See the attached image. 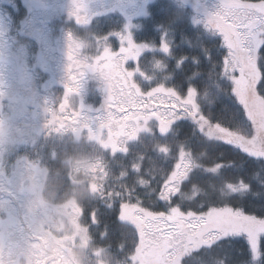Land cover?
I'll return each instance as SVG.
<instances>
[{
	"label": "snow or ice",
	"instance_id": "6c2138e0",
	"mask_svg": "<svg viewBox=\"0 0 264 264\" xmlns=\"http://www.w3.org/2000/svg\"><path fill=\"white\" fill-rule=\"evenodd\" d=\"M204 27L207 35L198 38L195 45L199 55L181 57L175 67L161 60L150 64L151 49L137 45L126 33L107 35L109 71L105 111L89 125L111 160L100 166L95 186L96 205L88 216L91 223L99 227L101 208L108 212L103 232L112 236L123 235L125 226L135 229L134 239L138 233L139 242L130 264H182L191 250L219 247L221 241L224 246L232 247L235 237H245L249 246L250 261L245 264H264L261 244L264 218L247 215L241 208L226 206L223 202H200L191 210L180 203L177 186L188 172L183 152L168 178L150 196L153 202L147 204L141 193L150 191V182L140 177L130 183L135 171H129L122 160L126 159L128 143L142 125L154 122L161 137L178 135L175 130L183 129L193 147H198L199 137L206 130L211 134L215 125L213 151H220L224 145L232 146L237 150L236 155L242 152L256 158L245 163L259 168L248 181L233 174L229 189L242 199L251 192V183L255 181L258 191L254 194L264 199V0H221L219 11L204 21ZM114 41H118V50L112 47ZM159 50L166 55L171 51L166 42H162ZM189 60L194 70L191 77H186L184 64ZM202 69H206L209 76H215L217 108L230 110L248 130L246 142L234 137L232 130L225 129L219 121L211 120L198 106V86L208 83ZM173 75L182 81V88L165 83ZM196 76L200 78L195 79ZM224 85L227 91L219 95ZM233 97L243 107V113L235 107ZM243 167V164L238 166L241 170ZM223 172L233 173L231 163ZM11 183L8 181L6 186L0 180V193L6 191L9 196L5 199L0 195V264H21L25 254L29 264H43L38 253L27 252V246L32 244L27 231L30 219L22 213L27 193L22 186L14 189ZM181 237H186L187 243L178 246Z\"/></svg>",
	"mask_w": 264,
	"mask_h": 264
},
{
	"label": "trees",
	"instance_id": "16d2710c",
	"mask_svg": "<svg viewBox=\"0 0 264 264\" xmlns=\"http://www.w3.org/2000/svg\"><path fill=\"white\" fill-rule=\"evenodd\" d=\"M250 2H259V0H250ZM129 4L123 6L116 4L109 13L90 15L88 17L90 20H84L83 27L71 25L69 34L74 39L70 36H65L64 38L68 41L76 40L82 44V55L79 57L84 59L98 57L99 64L102 63L101 60L105 58L102 57L103 55L100 57L99 40L107 37L112 32L120 33L119 28L126 24L125 19L122 18L126 16L123 14L125 11L122 8L127 5V8L133 6L131 3ZM141 5L143 4L141 3ZM198 8H201V6H198ZM114 10H117L120 15L112 13ZM144 10L145 16L138 19V23H135L130 30L134 41L137 44L153 45L155 47H160L162 42H166L171 49L170 54L167 55L162 52L160 54L157 53L153 57L154 62L156 59L166 61L171 67H175L177 60L181 57L199 55V51L195 47L196 41L198 38L207 35V31L204 26L193 22L195 13L189 6L183 4L180 0H152L147 2ZM88 12H90V9ZM87 20L91 22L87 24ZM116 44L117 41H114L113 46L115 47ZM213 55H216L215 51ZM222 58L220 57L221 60ZM86 64L84 63V65ZM184 68L185 76L191 77L194 66L191 65L190 60L184 64ZM201 71L204 73V79L208 83L198 86L199 94L196 97L198 106L211 120L219 121L225 129L230 128L232 130L234 137L246 142V137L249 135L248 130L239 124L230 110L224 107L217 108L219 96L217 88L213 86L215 76H209L206 69ZM84 72L88 74V71ZM88 76L91 75L89 74ZM49 77L52 80L53 76H50V72ZM199 78V76L195 77V79ZM165 83L170 86L175 85L177 88L183 87L182 81L177 79L175 75H173L172 79L165 81ZM88 86L90 100L93 96L95 98L98 96L97 100L99 103V93L94 92L92 79L89 81ZM257 87L259 90L260 85ZM226 91L227 85H224L223 91L219 95L225 94ZM58 93L61 95L62 91L59 90ZM233 102L239 112L243 113V107L239 105L238 101H235L234 97ZM209 109H211V112H209ZM243 118L249 129H251V123L247 121L246 115ZM175 131L178 132V135H168L167 137H161L157 132L146 134L127 145V156L126 159L122 158V160L129 171H135L130 183L140 177L146 182H150V191L141 193L145 197L146 204L153 202L150 196L168 178L179 159L180 153L183 152L184 161L188 164V172L184 180L177 186L176 195L179 196L180 203L184 208L194 209L200 202H223L226 203V206L241 208L247 215H256L258 218H264V199L254 194L258 191V184L255 181L251 183V192L242 199L239 198L238 194H233L228 187V184L234 181L233 174L248 181L254 171L259 172L257 166L245 163L246 161H255L256 158L248 157L242 152L236 155L237 150L228 145H224L220 151H213L212 145L216 140L209 138L205 134L197 140L198 147H193L190 138L185 136L183 129ZM161 148H167L168 151L162 153L160 151ZM76 158H82L83 161H87L86 163L92 164L94 171L87 175L76 176L74 173L72 174L75 166L74 159ZM110 160L111 156L105 155V149L102 146L99 145L92 149L84 144L77 151L69 150L66 154L60 155L58 159L49 163L47 169L52 170L51 180L53 184L59 185V204L71 199L73 196L72 192L75 186L72 184L76 182L75 177L83 180V186L86 190L91 185L95 189L101 164ZM218 161H223L224 163L221 165L217 163ZM52 163L54 164L51 165ZM229 163H231L233 173L225 174L223 168L228 166ZM241 164L244 165L242 170L238 168ZM213 168H216V171H212ZM91 174L94 177H90ZM87 192L89 193L87 198H79V209L75 220L79 224L78 227L85 234V239L95 250L103 254L106 264H130V257L134 254L135 246L139 242L138 233L135 234L134 239L135 229L130 226H125L123 235L120 236L104 233L103 229L105 222L109 219V214L103 208H101L99 217V227L92 224L88 213L96 205V194L95 190L93 192L87 190ZM180 243L185 245L187 238L181 237ZM261 244L264 247V239H262ZM220 245L219 247L214 245L211 249H193L183 258L182 264H245V261H250L249 246L245 237L233 238L232 247L224 246L223 241L220 242Z\"/></svg>",
	"mask_w": 264,
	"mask_h": 264
},
{
	"label": "flooded vegetation",
	"instance_id": "af4514ba",
	"mask_svg": "<svg viewBox=\"0 0 264 264\" xmlns=\"http://www.w3.org/2000/svg\"><path fill=\"white\" fill-rule=\"evenodd\" d=\"M25 1L30 8H33L35 3L40 6L37 10L47 12V9H44L47 0H22ZM18 2L19 0H0V12L2 7L10 9L4 16L0 15V131L5 127V119L8 117L29 129L26 134L21 132L22 138L18 142L13 162L9 165L18 173L19 186L25 190L28 186L35 187L34 179L47 168L49 136H53L56 131L74 136L80 130L95 135L89 122L96 118L92 115L99 108L98 96H93L91 100L88 98L89 74L85 76L83 72L91 70L92 78L98 81L99 58L81 57L83 60H79V56L72 57V53L67 55L64 51V34L71 36V25L83 27L87 17L81 21L78 18L56 16L51 19V24L50 21L44 20L45 17L39 18L40 20L29 17V14L25 13L27 7L19 8ZM88 20L87 24L91 22ZM47 24L51 29L49 34L50 46L54 51L52 56L55 59L60 58V61L50 62L51 51H47ZM83 62L87 64L84 65ZM63 63L71 64L70 70L75 73L70 77L66 75L72 90L53 76V70ZM47 72H50L53 80H47ZM92 82L94 92L98 94V84ZM51 89L57 91L58 99L47 96V91L51 92ZM59 90L62 91L61 95ZM72 98H75V104L71 102ZM74 143L71 142V145ZM27 231L29 233L31 230ZM30 248L34 250L33 246ZM27 249L29 250L28 246ZM21 263H29L27 254Z\"/></svg>",
	"mask_w": 264,
	"mask_h": 264
},
{
	"label": "rangeland",
	"instance_id": "374dc122",
	"mask_svg": "<svg viewBox=\"0 0 264 264\" xmlns=\"http://www.w3.org/2000/svg\"><path fill=\"white\" fill-rule=\"evenodd\" d=\"M34 1H40V0H34ZM150 2L152 0H47L46 7L44 9H47V12H41L37 9H40V6H36L34 3V7L30 8L28 6L27 1L22 2V0H19V8L27 7V10L25 9V13L29 14V17H34L35 19H39L41 17H45V21L53 23L51 19L58 17H64L67 16L68 18L73 19H80L81 21L84 20L85 17H89L90 15H98L100 13H109V11L113 10L114 5H125L131 3L130 8L124 7L122 8L123 11H125L123 14L126 16H123L122 18L125 19L126 24L121 26L120 33H126L131 36L134 43L133 34L130 32V30L134 27L135 23H138L137 20L140 18H143L145 16V5L147 2ZM183 4L189 6L192 11H194L195 16L193 17V22L195 24H199L201 26H204V21L217 11H219L221 6V0H180ZM89 3H91L89 5ZM141 3L143 5H141ZM198 6H201V8H198ZM90 9V12H88ZM10 9H1L0 15L4 16V14H7ZM121 11V12H123ZM20 12V10H19ZM114 14L120 15V13L117 10L112 11ZM113 16V15H110ZM40 20V19H39ZM205 28V27H204ZM50 30L49 24H47V51L50 52V62L60 61L61 59H55L52 56L53 48L50 46L51 44V36H50ZM114 34L112 32L110 35ZM64 36H67V33L64 34ZM72 39L74 37L70 36ZM107 41V37L99 40L100 44V57L107 59L106 52L107 49L105 47V43ZM64 44V51L65 53H72V57L81 56L82 52V44L78 43L76 44V40L68 41L66 38H63L62 40ZM137 44V43H136ZM137 45H146V44H137ZM151 51L148 53L150 57H152L150 64L154 63V56L157 53H161L159 50L160 47H155L153 45H147ZM101 50V48H103ZM112 47L118 50L119 44L117 41L116 46ZM52 48V50H51ZM68 55V54H67ZM71 55L69 56V58ZM68 58V59H69ZM102 59L98 66V81L93 79L91 76H88V80L95 81L98 84L99 91V108L95 111L94 115L92 116H100L105 111V99H106V88H107V73L109 70V63L108 60ZM79 60H83L81 57H79ZM157 60V59H156ZM155 60V61H156ZM65 62V61H62ZM71 64L63 63L61 64L56 70H53V76L54 78L59 81L62 84L68 85L67 77L74 75L70 70ZM91 71V70H90ZM107 71V73H106ZM93 72H88V74H92ZM106 73V74H105ZM86 72H83V75H88ZM49 73L47 72V80H50L51 77L48 78ZM69 78V77H68ZM85 79V78H84ZM53 80V78H52ZM68 88L72 90V88L68 85ZM57 91L55 89H51V92L47 91V96L52 97V99H58ZM90 99V93L89 97ZM75 98L71 99V102L75 104ZM52 101V100H51ZM55 114V113H53ZM157 132V128L155 123H148L145 125H142L138 130L136 137L132 141H136L142 136L146 134H152ZM205 135H207L209 138L216 140V132H215V125H213V131L211 134L206 130ZM131 141V142H132ZM71 142H75L71 145ZM86 144L87 147H90L92 149H95L99 145L102 146L101 142L99 141V137L97 135H91L87 132H84V130H80L76 135L72 136L71 134L66 133L61 134V132L56 131L53 136H49L47 139V167L49 166V163L55 161L60 157V155L66 154L67 151L72 150L73 152L77 151L82 145ZM103 147V146H102ZM81 153V152H80ZM74 169L72 174L74 173L77 175H87L94 171L92 164L86 163L87 167H83L81 162L83 161L82 158H76L74 159ZM87 162V161H83ZM52 163L51 165H53ZM90 177H94L92 174ZM83 178V176H82ZM75 183L72 185L73 187V196L71 199L63 201L62 204H59V208L57 210V216L58 220L55 226H45L41 228L38 231H29V235L32 237V244L28 245L29 253H38L39 256L42 258L43 264H106V260L103 257V254L100 251L95 250L90 243L87 242L85 239V234L83 233L82 229L78 227L79 224L76 223L77 219V212H78V204L79 197L76 196L77 192L81 191H89L93 192L94 186L91 185L90 188L86 190L84 188L83 183H78V181H83L82 179H78L75 177ZM178 246H183V244L180 243V239L177 241ZM33 246L34 250H31L30 247ZM24 264V263H21ZM29 264V263H27Z\"/></svg>",
	"mask_w": 264,
	"mask_h": 264
},
{
	"label": "clouds",
	"instance_id": "9594fccd",
	"mask_svg": "<svg viewBox=\"0 0 264 264\" xmlns=\"http://www.w3.org/2000/svg\"><path fill=\"white\" fill-rule=\"evenodd\" d=\"M29 129L15 123L10 117L5 119V127L0 131V180L11 181V186L15 189L19 187L18 173L9 165L13 162L17 145L21 137V132L27 133ZM83 167H87L86 162H81ZM52 170L45 168L44 171L34 179L35 187L28 186L25 189L27 199L24 202L22 213L30 219V230L38 231L45 226H55L58 220L57 210L59 208V185L53 184L51 180ZM83 183V181H78ZM195 195V193H193ZM5 199H9L5 191L0 193ZM89 193L87 191L77 192L76 196L85 199Z\"/></svg>",
	"mask_w": 264,
	"mask_h": 264
}]
</instances>
